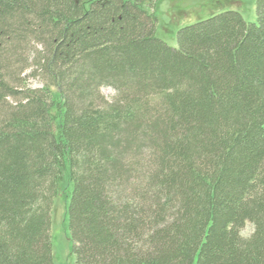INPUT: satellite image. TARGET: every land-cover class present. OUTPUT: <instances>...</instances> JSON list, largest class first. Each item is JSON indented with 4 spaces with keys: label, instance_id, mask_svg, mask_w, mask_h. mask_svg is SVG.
I'll use <instances>...</instances> for the list:
<instances>
[{
    "label": "trees",
    "instance_id": "1",
    "mask_svg": "<svg viewBox=\"0 0 264 264\" xmlns=\"http://www.w3.org/2000/svg\"><path fill=\"white\" fill-rule=\"evenodd\" d=\"M158 1L0 0V264H54L61 191L77 264H264V0L176 47Z\"/></svg>",
    "mask_w": 264,
    "mask_h": 264
},
{
    "label": "rangeland",
    "instance_id": "2",
    "mask_svg": "<svg viewBox=\"0 0 264 264\" xmlns=\"http://www.w3.org/2000/svg\"><path fill=\"white\" fill-rule=\"evenodd\" d=\"M84 1V5L89 7L91 0ZM255 2L256 0H160L155 10L158 18L156 35L169 45L176 47L177 32L180 28L225 10L238 11L247 21H256ZM150 11L154 10L150 8ZM25 74L28 75V84L34 88L42 87L37 70L29 67L23 73ZM101 92L108 100H112L116 95L111 87H102ZM66 204L65 196L61 191L54 200L51 216L50 234L54 264H77L67 227ZM252 229L251 224H247L243 233L248 235Z\"/></svg>",
    "mask_w": 264,
    "mask_h": 264
}]
</instances>
